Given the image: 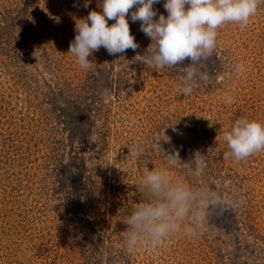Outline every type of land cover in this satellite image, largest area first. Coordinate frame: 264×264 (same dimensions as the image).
<instances>
[{
    "label": "rangeland",
    "instance_id": "374dc122",
    "mask_svg": "<svg viewBox=\"0 0 264 264\" xmlns=\"http://www.w3.org/2000/svg\"><path fill=\"white\" fill-rule=\"evenodd\" d=\"M163 2L158 15L167 14ZM83 3L0 0V264H264V151L241 161L222 151L237 119L264 124V4L243 29L217 30L207 79L183 95L182 66H146L151 41L130 17L136 51L102 47L82 69L68 49L97 0ZM2 12L17 17L9 24ZM53 64L77 81L89 70L98 77L101 104L84 117L92 127L83 141H69L45 102ZM146 170L185 187L190 211L159 246L129 249L122 221L165 194L145 186ZM218 200L232 203L234 223L207 216Z\"/></svg>",
    "mask_w": 264,
    "mask_h": 264
},
{
    "label": "clouds",
    "instance_id": "9594fccd",
    "mask_svg": "<svg viewBox=\"0 0 264 264\" xmlns=\"http://www.w3.org/2000/svg\"><path fill=\"white\" fill-rule=\"evenodd\" d=\"M91 2L84 0L83 7L89 8ZM159 3L160 0H97L95 9L76 20L75 37L68 52L76 57L82 69H87L91 65L89 57L102 47L113 56H121L129 49L136 51L139 45L130 31V17L132 22H139L140 30L151 41L142 55L143 63L153 70L182 66L184 87L180 93L188 95L198 81L207 79V62L216 50L217 30L229 23L243 29L264 0H164L166 15H158L154 5ZM243 67L242 63L236 65L241 72ZM226 102L230 104L231 98ZM223 139L227 149H222L224 158L244 160L264 151V124L242 117L225 132ZM136 154H143L139 146ZM193 158L198 166L206 167L199 151ZM173 159H180L178 152L173 154ZM167 185L166 173L146 170L145 186L154 194L162 190L165 194L162 199L139 203L122 221L127 248L135 249L142 243L155 248L184 226L183 221L190 211V193L183 186ZM221 204L209 202L206 207ZM185 231L191 234L193 229L185 226Z\"/></svg>",
    "mask_w": 264,
    "mask_h": 264
},
{
    "label": "trees",
    "instance_id": "16d2710c",
    "mask_svg": "<svg viewBox=\"0 0 264 264\" xmlns=\"http://www.w3.org/2000/svg\"><path fill=\"white\" fill-rule=\"evenodd\" d=\"M15 14L11 16V14L2 12L1 16L3 20H9V24H11V20L17 17ZM55 67L57 68L55 69ZM59 68L60 66L57 64L51 66V69L55 71L53 73L54 77L48 83L47 97L49 99L45 96L44 99L50 108L53 106L58 111L56 114L57 119L67 128L69 141L72 143L75 138L83 141L86 138L87 131L92 127L85 122L84 117L86 119L89 111L96 110L101 104L95 87L98 77L94 76V73L89 70L88 74H85V79L77 81L74 78L65 76L63 72L57 71ZM218 201L223 204L209 208L207 216L215 222L223 221L227 225H230L231 222L234 223L236 212L232 203L223 200ZM216 202H213V204ZM247 225L250 226V224Z\"/></svg>",
    "mask_w": 264,
    "mask_h": 264
}]
</instances>
